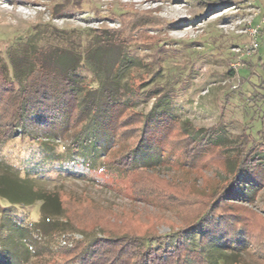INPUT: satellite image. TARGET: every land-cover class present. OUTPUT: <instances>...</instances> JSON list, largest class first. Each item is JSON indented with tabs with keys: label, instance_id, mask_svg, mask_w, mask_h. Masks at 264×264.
I'll return each instance as SVG.
<instances>
[{
	"label": "rangeland",
	"instance_id": "rangeland-1",
	"mask_svg": "<svg viewBox=\"0 0 264 264\" xmlns=\"http://www.w3.org/2000/svg\"><path fill=\"white\" fill-rule=\"evenodd\" d=\"M170 1L0 0V61H6V52L26 41L35 27L42 50L68 49L76 55L90 46L94 34L106 38L116 32L129 45L110 44L105 55L109 64L117 58L116 47L136 57L122 79L135 89L129 110L148 113L157 97L164 96L160 105L178 126L189 131L214 127L195 144L206 149V143H217L229 157L228 170L217 161L188 166L189 144L182 145L179 135L166 137L164 146L147 142L137 148L139 131L113 141L96 117L92 148L82 142L80 124L73 127L60 115L47 120L33 114L25 118L24 133L17 128L10 138L0 137V176L28 178L40 188L59 191L77 227L93 228L98 237H103L99 224L107 218L109 224L143 233L145 246L166 248L178 237L186 215L176 202L160 203L141 194L139 187L159 184L165 196H186L188 204L195 192L216 193L231 186L238 191L231 201L254 215L248 219L250 241L210 238L200 257L203 263L186 254L187 264H208L213 256L219 264H264V183L244 181L233 166L239 146L250 137L264 157V69L258 65L264 61V0H172L175 10L169 8ZM153 16L162 18L164 26H156ZM78 73L92 80L83 65ZM130 151L138 175L120 162ZM40 208V201L9 205L0 197V227L7 230L12 250L18 248L21 255L15 259L0 250V264H37L66 244L64 235L53 236L38 224ZM9 217L19 225L12 226ZM29 222L35 223V234L25 229ZM199 224L181 233L189 250L201 247ZM72 236L81 238L77 232Z\"/></svg>",
	"mask_w": 264,
	"mask_h": 264
},
{
	"label": "trees",
	"instance_id": "trees-1",
	"mask_svg": "<svg viewBox=\"0 0 264 264\" xmlns=\"http://www.w3.org/2000/svg\"><path fill=\"white\" fill-rule=\"evenodd\" d=\"M153 19L156 26H164L165 22L162 18L153 16ZM39 32L35 27L26 41L22 44L19 42L6 52V61H0V137L10 138L17 128L24 133L25 118L30 115H39L47 120L60 115L66 117L73 127L79 124L83 126L82 142L86 145L90 143L92 148H96L92 128L98 118L113 141L118 140L121 134L130 137L139 131L141 142L137 144V148L147 142L164 146L166 137L169 138L172 134L179 135L181 144L190 146H188L189 155L186 157L189 158L186 159L188 166L194 167V164L200 160L201 162L197 163L203 166L217 161L221 165L223 163L224 169L228 170L229 157L222 154L217 143H206L207 146L209 145L206 149L195 144V140L205 133L209 137L214 127L203 129L190 126L193 128L191 131L186 126L183 129V125L181 128L177 125L176 118L166 109L167 107L163 103L160 105L164 96L157 97L148 113L129 110L131 107L129 97H132L135 89L122 82V79L128 68L135 64L136 57L129 56L128 52L119 49L120 47L115 48L117 58L111 65L105 56L111 50L110 44L127 46L128 39L121 38L113 31L111 37L106 38L103 33L94 34L90 46L82 54L76 55L68 49L42 50L37 45L36 36L40 34ZM81 65L90 73L92 79L90 82L87 81L86 76L78 73ZM258 65L264 69V61H259ZM154 94L157 95V92ZM137 123L140 126H136ZM185 123L187 125V122ZM250 139V142L239 146L241 150L233 166L234 170L238 169L242 172L244 181L257 185L264 183V157L257 152L256 140L253 137ZM132 153L130 151L122 155L120 162L125 165L126 171L138 175L139 168L132 165ZM226 188L221 187L216 193L195 192L194 196L188 199L187 204L186 196L181 197L179 194L165 196L164 188L159 184L139 187L138 191L141 194L148 195L160 203L163 200L176 202V207L182 211V215H186L182 216L185 224L180 233L178 231V237L169 246L170 248H166L161 245L145 246L142 239L147 236L143 233L133 232L127 225L109 224L107 218L103 224H99L103 237H98L93 228L77 227L78 224H75L68 215L69 210L59 191L40 188L28 178L19 180L16 176H0L1 199L9 205H29L40 201L41 217L38 224L49 230L51 235H64L66 239L64 246L51 251L53 255L50 260L40 259L37 264H45L48 261V264H187L186 254L201 261L200 257L205 252L203 247L208 244L210 238L218 239L220 242L229 240L233 243L246 244L253 233L250 232L252 225L248 219L254 215L248 214L243 207L231 201L238 195L234 187ZM187 208L188 213H186ZM193 211L195 212L192 213ZM1 219L3 221V218ZM10 221L13 222L12 226L19 225L12 217ZM197 221H200L198 228L201 231L199 233L201 247L197 250H189L186 239L183 240L181 233L191 229ZM122 222L126 221L122 220ZM107 223L108 225L105 226ZM33 225L35 223L29 222L25 229L35 234L37 231ZM152 229L154 228L151 227ZM6 231L3 226L0 227V250L3 254L10 253L15 259L19 258L21 255L17 252L18 248L14 247L12 250L10 236L4 234ZM76 232L81 238L72 236ZM67 243L70 246H67ZM217 257H211L207 263L219 264Z\"/></svg>",
	"mask_w": 264,
	"mask_h": 264
},
{
	"label": "bare ground",
	"instance_id": "bare-ground-1",
	"mask_svg": "<svg viewBox=\"0 0 264 264\" xmlns=\"http://www.w3.org/2000/svg\"><path fill=\"white\" fill-rule=\"evenodd\" d=\"M171 2H173L172 0L170 1V6H169V8L171 9V10H175V9H177V7H176V5L174 6V4H172Z\"/></svg>",
	"mask_w": 264,
	"mask_h": 264
}]
</instances>
